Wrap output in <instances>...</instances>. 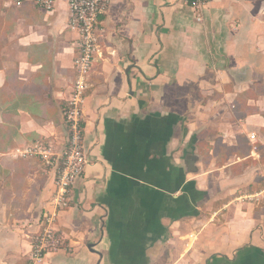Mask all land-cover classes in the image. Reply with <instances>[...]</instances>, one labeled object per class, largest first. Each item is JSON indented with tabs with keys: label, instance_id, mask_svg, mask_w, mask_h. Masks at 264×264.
<instances>
[{
	"label": "crops",
	"instance_id": "crops-1",
	"mask_svg": "<svg viewBox=\"0 0 264 264\" xmlns=\"http://www.w3.org/2000/svg\"><path fill=\"white\" fill-rule=\"evenodd\" d=\"M69 13L0 0V264H264V0H112L66 248L32 259L57 173L17 151L67 144Z\"/></svg>",
	"mask_w": 264,
	"mask_h": 264
},
{
	"label": "built area",
	"instance_id": "built-area-1",
	"mask_svg": "<svg viewBox=\"0 0 264 264\" xmlns=\"http://www.w3.org/2000/svg\"><path fill=\"white\" fill-rule=\"evenodd\" d=\"M16 6L25 2H34L42 9H51L56 0H8ZM69 5V27L79 36L75 57L76 78L72 92L64 110L68 128V141L58 153L52 142L37 141L17 153L21 156L39 157L56 169V190L54 211H47L41 219L40 230L32 237L31 256L34 261H42L48 254L66 248L65 238L58 232L56 221L58 214L71 205V192L76 180L83 175L89 162L84 142V104L91 88L90 76L96 59L103 49V37L100 27L101 16L108 13L112 0H67ZM196 10L207 0H184ZM191 2V3H190ZM250 139L256 142V135ZM252 200L264 199V188L249 195Z\"/></svg>",
	"mask_w": 264,
	"mask_h": 264
},
{
	"label": "trees",
	"instance_id": "trees-1",
	"mask_svg": "<svg viewBox=\"0 0 264 264\" xmlns=\"http://www.w3.org/2000/svg\"><path fill=\"white\" fill-rule=\"evenodd\" d=\"M191 3V2H190ZM191 5V4H190ZM256 109L253 107L247 108V110L243 113V115H246L247 113H250L251 111H255ZM236 115H238V112H236ZM259 151L261 152L262 160H264V145H258ZM262 185V184H261ZM261 187V186H260Z\"/></svg>",
	"mask_w": 264,
	"mask_h": 264
}]
</instances>
